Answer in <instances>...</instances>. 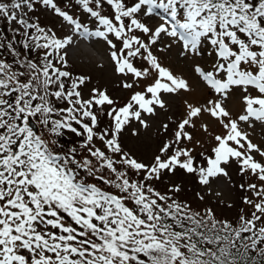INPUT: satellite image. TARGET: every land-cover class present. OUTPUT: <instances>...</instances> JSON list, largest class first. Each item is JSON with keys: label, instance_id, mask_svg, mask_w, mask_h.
<instances>
[{"label": "snow or ice", "instance_id": "6c2138e0", "mask_svg": "<svg viewBox=\"0 0 264 264\" xmlns=\"http://www.w3.org/2000/svg\"><path fill=\"white\" fill-rule=\"evenodd\" d=\"M0 20V264H264V147L243 127H264V0H0ZM80 42L103 43L123 103L72 70ZM174 47L210 58L192 68L208 98L182 114ZM190 183L231 185L247 211L193 208Z\"/></svg>", "mask_w": 264, "mask_h": 264}, {"label": "rangeland", "instance_id": "374dc122", "mask_svg": "<svg viewBox=\"0 0 264 264\" xmlns=\"http://www.w3.org/2000/svg\"><path fill=\"white\" fill-rule=\"evenodd\" d=\"M40 15L42 24L52 25L53 18L51 16L37 13ZM79 15V13H77ZM157 21H154V23ZM58 27V23L56 25ZM61 35L63 33H60ZM179 49L174 47L170 54H166L162 59V63L169 67L175 74L183 75L189 79L192 85L193 91L185 96L175 97L170 101L172 113L182 114L183 113V99L187 98L193 103H203L208 98V92L203 84L198 80L192 71L193 66L196 63H200L205 66L210 62V58L206 55L204 57H197L192 60L185 61L178 55ZM73 65L72 70L77 73H83L91 76L92 82L89 84V88L93 86L106 87L108 88L109 94L114 98H119L120 102L123 103L128 96L127 90H121L118 87V81L120 77H117L113 71V66L109 59L107 50L103 43H96L90 45L84 42L78 44V51L76 56L70 61ZM103 65V67H99ZM87 91V90H85ZM229 111L232 112L233 116H236L241 112V102L238 95H234L233 98L228 102ZM244 129L249 133L250 138L254 143H257L264 147V127L256 126L254 129L243 126ZM210 128L217 134L223 130L219 128L214 122L210 123ZM127 147L133 148L140 158L147 161L156 151L157 142L154 138L149 136L137 138L127 136L125 139ZM206 147H211V144H205ZM200 149L198 148L197 151ZM233 181L235 184L245 182L242 177L238 176L235 172L232 173ZM200 191L201 194L205 195V201L200 202L196 199V192ZM220 192L221 196L216 197L215 193ZM243 192L235 189L233 186L228 184L213 183L211 186V195L208 194L207 189L201 188L198 184L190 183L187 186L186 191L178 194L181 200H188L193 208H203L206 206L213 207L218 217L234 220L239 214L240 209L247 206L243 205L240 197L243 196ZM223 201L221 204L219 201ZM231 204L232 207L227 205Z\"/></svg>", "mask_w": 264, "mask_h": 264}, {"label": "trees", "instance_id": "16d2710c", "mask_svg": "<svg viewBox=\"0 0 264 264\" xmlns=\"http://www.w3.org/2000/svg\"><path fill=\"white\" fill-rule=\"evenodd\" d=\"M41 23H43V22H41ZM0 30L6 31V23L3 20H0Z\"/></svg>", "mask_w": 264, "mask_h": 264}]
</instances>
